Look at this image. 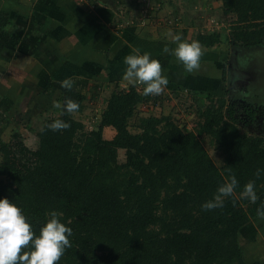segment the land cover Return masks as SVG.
<instances>
[{
    "label": "trees",
    "instance_id": "trees-1",
    "mask_svg": "<svg viewBox=\"0 0 264 264\" xmlns=\"http://www.w3.org/2000/svg\"><path fill=\"white\" fill-rule=\"evenodd\" d=\"M221 2L225 16L236 15L233 56L242 48L263 47L264 0ZM0 19L9 21L8 13L0 12ZM196 39L209 47L221 44L223 35L211 32ZM223 81L231 84L226 71ZM96 88L100 92V85ZM166 88L179 100L192 94L198 107L208 108L218 98L217 111L204 110L201 131L221 147V168L197 135L185 132L170 115L137 118L139 106L160 98L144 96L132 85L112 91L96 127L94 119L87 129L74 116L86 108V94L63 89L62 105L70 98L80 104L79 111L68 114L61 108L58 117L45 119L36 148L19 132L8 142L0 138V200L17 204L37 235L51 211L63 213L61 222L73 229L72 246L58 264H264L248 262L240 243L241 231L264 205V103L234 101L226 86L219 96L170 83ZM237 105L246 115L243 121L235 116ZM57 119L70 123V129L48 130ZM133 119L137 124L131 130ZM107 127L113 131L109 140L103 138ZM119 149L125 151L122 162ZM233 175L238 187L224 206L202 210ZM250 180L256 203L241 196Z\"/></svg>",
    "mask_w": 264,
    "mask_h": 264
},
{
    "label": "rangeland",
    "instance_id": "rangeland-1",
    "mask_svg": "<svg viewBox=\"0 0 264 264\" xmlns=\"http://www.w3.org/2000/svg\"><path fill=\"white\" fill-rule=\"evenodd\" d=\"M27 2L26 8L13 10V17L10 16L9 21L0 19V138L8 142L14 132H19L23 141L30 148H36V134L41 129L44 120L60 115L61 108L53 107V101L62 105L61 95L64 88L60 86L61 81H63L61 74L57 73L61 70H56V64L52 65L54 60L58 62L56 52L60 51V47L57 41L53 42L50 35L55 29L54 22L46 18V8L50 2L49 0H27ZM145 2L146 0H142L139 3L141 6L137 10L123 8L122 11L128 16L132 14L134 19L138 20L143 14ZM165 2L166 4L171 3L172 0H165ZM80 5L87 8L85 3H80ZM157 6L159 10L156 14L160 19H163V24L171 28L178 27L180 30L185 28L182 22H175L180 17L173 18L169 14L171 11L168 12L162 8L161 3ZM86 13L91 15L94 11L86 10ZM193 18L195 19V25H193L195 27L197 25L196 20H203L202 26L205 23L206 25L209 24L212 30L220 27V25L211 26L214 25L212 18L206 16L204 19V14L197 17L194 15ZM235 20L236 15L232 13L226 16L224 28L221 31L223 41L218 44L219 46L229 44L231 55L235 49L230 44L234 40L232 28L236 23ZM227 69L229 80L235 79V82L229 86L233 95H236V97L234 95V101L249 103L252 106L264 103L263 47L240 49L231 59ZM120 87L127 88L125 85ZM103 91L100 90L98 93V96L101 94V99L86 100V109L81 114L74 115L75 118L84 122L87 129H90L91 119H94L93 126L99 125L100 115H102L107 101L105 97L109 96L102 94ZM185 95L187 96L179 100L172 93L164 92V95H159L160 99L158 98L157 104L147 105L146 103L144 107L139 106L137 118L149 115L157 117L170 115L183 126L185 132H194L197 135L212 161L221 168L225 163V155L221 147L213 137L201 131L205 121L204 112L208 108L217 111L220 101L217 98L214 99L216 103L208 108L206 105L198 107L195 99L191 96L192 94L189 96L185 93ZM235 110V116L239 121H243L246 115L242 106H235ZM223 113L226 114V106L223 108ZM134 120L130 121L131 130L137 124V121ZM237 125L241 132H246L247 128L242 123L238 122ZM112 134L113 131L109 127L103 130V138L105 139L112 138ZM118 154L119 161H124L125 151L119 149ZM240 243L243 247L244 258L248 262L261 259L264 263V220L259 217L252 219L241 231Z\"/></svg>",
    "mask_w": 264,
    "mask_h": 264
},
{
    "label": "crops",
    "instance_id": "crops-1",
    "mask_svg": "<svg viewBox=\"0 0 264 264\" xmlns=\"http://www.w3.org/2000/svg\"><path fill=\"white\" fill-rule=\"evenodd\" d=\"M96 1L98 2L97 10L95 9L96 11L91 15L86 13L87 8L82 7L78 0L77 2L49 0L50 4L46 8V18L54 22L55 28L50 33L51 39L53 42L57 41L60 47V51L56 52L58 62L54 60L52 65L56 64V70H61L57 73L61 74L63 80L73 79L75 81L73 89L86 94L88 101L94 100L92 97L98 92L97 85L101 87L99 91L104 90L102 94L109 95L105 97V100L110 97L112 89L116 87L123 89L121 85L129 87L130 84L122 77L127 67L124 63L125 57L133 54V49H139L141 54L151 53V58L159 60L163 74L168 77L172 85L205 91L217 96L223 93L225 86H230L223 81L224 71L228 80L227 66L234 57L230 53L229 44L209 47L203 45L204 55L200 62L201 67L195 73H186L182 63L174 55L163 51L165 46L173 50L177 47V44L173 42V37L177 34L191 41L197 40L198 34L222 31L226 16L221 0H172L167 4L165 0H151L157 5L161 3V7L168 12L171 11L169 14L173 18L180 17L175 22L184 24L185 28L181 30L176 26L171 28L156 21H151L144 26L135 24L122 30L118 29L115 24L117 18L123 13L122 9L137 10L142 0ZM28 2L27 0H0V12L8 13L10 17L14 13L13 10L26 8L25 5ZM202 14L204 19L206 16L212 18L214 25L211 26L220 25V27L212 30L209 24L203 23L204 26H202L203 20H196L197 25L193 26L195 25L194 15L197 17ZM234 82L235 80L231 81L232 84ZM96 97L100 98L101 94L94 96L95 100ZM104 106L107 107V101Z\"/></svg>",
    "mask_w": 264,
    "mask_h": 264
},
{
    "label": "clouds",
    "instance_id": "clouds-1",
    "mask_svg": "<svg viewBox=\"0 0 264 264\" xmlns=\"http://www.w3.org/2000/svg\"><path fill=\"white\" fill-rule=\"evenodd\" d=\"M177 47L173 50L165 46L164 53L174 55L182 63L186 73H195L201 67L204 55L203 45L198 40H187L177 34L173 37ZM133 54L125 57L126 71L122 79L132 86L142 85L144 96H159L167 87L169 80L163 74L159 60L151 58V53H140L133 49ZM75 81L66 78L60 86L72 90ZM53 107L63 108L68 114L79 111L80 104L72 99H66L64 105L53 101ZM51 131H64L71 124L57 119L47 126ZM43 131V129H42ZM257 177L260 170H257ZM238 181L233 175L229 182L221 185L212 200L201 205L202 210L210 211L224 206V199L234 194ZM243 198L256 203L258 196L255 191V181L250 180L241 193ZM47 223L40 229L39 234L34 231L22 209L7 198L0 200V264H58L66 250L70 248V237L73 229L61 222L63 213L51 211ZM257 215L264 220V205L257 209Z\"/></svg>",
    "mask_w": 264,
    "mask_h": 264
},
{
    "label": "built area",
    "instance_id": "built-area-1",
    "mask_svg": "<svg viewBox=\"0 0 264 264\" xmlns=\"http://www.w3.org/2000/svg\"><path fill=\"white\" fill-rule=\"evenodd\" d=\"M80 3H85L87 5L88 11H95L98 2L96 0H78ZM143 14L139 17V19H134L133 16L125 15L124 13H121V15L117 18L115 27L118 29H124L129 26H133L135 24H138L140 26H144L145 24L156 21L157 23L163 24V19L159 18L157 16V11L159 10L157 4L152 2L151 0H146V2L143 5ZM138 90H142V85H137ZM165 92H168V89L165 88ZM91 128V126H89Z\"/></svg>",
    "mask_w": 264,
    "mask_h": 264
}]
</instances>
